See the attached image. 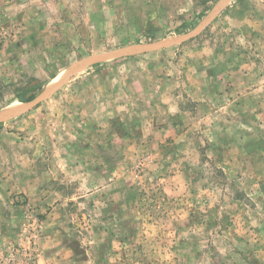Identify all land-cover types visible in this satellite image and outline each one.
<instances>
[{
	"label": "rangeland",
	"instance_id": "374dc122",
	"mask_svg": "<svg viewBox=\"0 0 264 264\" xmlns=\"http://www.w3.org/2000/svg\"><path fill=\"white\" fill-rule=\"evenodd\" d=\"M17 109L0 264H264V0H0Z\"/></svg>",
	"mask_w": 264,
	"mask_h": 264
},
{
	"label": "trees",
	"instance_id": "16d2710c",
	"mask_svg": "<svg viewBox=\"0 0 264 264\" xmlns=\"http://www.w3.org/2000/svg\"><path fill=\"white\" fill-rule=\"evenodd\" d=\"M204 17H205V15L202 17V19ZM43 89H44V84H40L39 86H37V90H35L33 92V94H31V96H29L28 98H24V97L20 98V101L25 102L26 104H27V102L34 101L43 92ZM1 127H2V124H0V128Z\"/></svg>",
	"mask_w": 264,
	"mask_h": 264
},
{
	"label": "bare ground",
	"instance_id": "6f19581e",
	"mask_svg": "<svg viewBox=\"0 0 264 264\" xmlns=\"http://www.w3.org/2000/svg\"><path fill=\"white\" fill-rule=\"evenodd\" d=\"M58 86H59V83L56 84L54 87L47 89L45 94H50L51 92H53L54 90H56V89L58 88ZM20 111H21V109L7 111V112H12V115H11V114H6L7 112H3V113L0 114V118L2 117L3 114H5V115L3 116V118H4L5 120H7L8 118H10V117L16 115V114H17L18 112H20ZM0 121H4V120H1V119H0Z\"/></svg>",
	"mask_w": 264,
	"mask_h": 264
},
{
	"label": "water",
	"instance_id": "95a60500",
	"mask_svg": "<svg viewBox=\"0 0 264 264\" xmlns=\"http://www.w3.org/2000/svg\"><path fill=\"white\" fill-rule=\"evenodd\" d=\"M53 92H54V91H53ZM45 93H46V92H44L40 97L36 98V99H35L34 101H32V102H36L37 99H40V98H43V97H47V96H49V95L51 94V93H50V94H45ZM32 102H31V103H32ZM22 112H23V111H22ZM22 112H21V113H22ZM21 113H19V114H21ZM19 114H18V115H19ZM14 116H17V115H14ZM14 116H12V117H14ZM0 122H1V121H0Z\"/></svg>",
	"mask_w": 264,
	"mask_h": 264
}]
</instances>
